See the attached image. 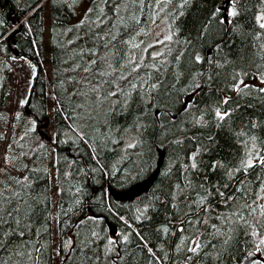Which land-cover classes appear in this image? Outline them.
I'll use <instances>...</instances> for the list:
<instances>
[{"label": "trees", "instance_id": "trees-1", "mask_svg": "<svg viewBox=\"0 0 264 264\" xmlns=\"http://www.w3.org/2000/svg\"><path fill=\"white\" fill-rule=\"evenodd\" d=\"M81 2L0 0V79L14 51L36 67L0 264H264V0Z\"/></svg>", "mask_w": 264, "mask_h": 264}, {"label": "rangeland", "instance_id": "rangeland-1", "mask_svg": "<svg viewBox=\"0 0 264 264\" xmlns=\"http://www.w3.org/2000/svg\"><path fill=\"white\" fill-rule=\"evenodd\" d=\"M91 0H82L77 6V12L79 14L78 21L81 19V11H84L88 7V3ZM77 21V22H78ZM46 38V52L43 61L44 67H49V46L52 42V27L46 22L45 27ZM169 35V25L165 21L158 22L152 25L146 37V44L158 43L164 40ZM1 54V53H0ZM2 56L0 55V58ZM10 66L8 73L7 83L0 79V177L6 179V176L11 174L21 175V172L15 171L14 165L15 159H19V155L13 154V147L15 140L19 137L26 127L33 126L32 120L25 117L23 112L24 103L26 102L29 91L32 85L33 78L35 76L36 67L24 57L11 56L7 61ZM1 78V77H0ZM256 83L257 80L254 79ZM1 89L4 91L2 92ZM23 102V103H22ZM7 118V119H6ZM16 127V130L12 129ZM16 133V134H15ZM18 136V137H17ZM53 137V133H52ZM52 154L55 156V150L51 149ZM9 163V164H8ZM51 172V178L54 179L55 169H49ZM154 174L152 178H155ZM150 179V180H151ZM52 187H54L52 183ZM54 192V190H52ZM54 195V194H53ZM56 206L55 201L52 202V216H55Z\"/></svg>", "mask_w": 264, "mask_h": 264}, {"label": "snow or ice", "instance_id": "snow-or-ice-1", "mask_svg": "<svg viewBox=\"0 0 264 264\" xmlns=\"http://www.w3.org/2000/svg\"><path fill=\"white\" fill-rule=\"evenodd\" d=\"M185 2H187V0H185ZM89 11H91V9H89ZM229 15H231V16H235V15H236V12H235V11H232V12L229 13ZM261 20H264V17H257V21H258V22H260ZM81 23H83V21H81ZM260 27H261V28H264V23H260ZM165 39H171V37H166ZM93 63H95V61H93ZM137 67H139V66H137ZM87 71H88V69H85V72H87ZM245 87H247V85H246ZM261 91H264V89H261ZM22 103H23V102H22ZM216 115H217L220 119H223L225 116L228 115V113H223V114H221L219 111H217ZM255 159L257 160V162H258L261 166H264V156H262V157H258V158H255ZM242 166H243L244 168H252V167H254V166H255V165H254V158L251 157V156H249V158L247 159L246 162H242ZM259 207H260V209H261V215L264 216V205H260ZM255 211H256V209L253 208V209H252V212H255ZM251 214H252V213H249V215H251ZM257 223L259 224V223H261V221H257ZM260 244H261V245H264V238L261 239ZM193 245H194V246L190 247V248L188 249V251L195 253V252L201 247V245H200V243L197 242V241H194V242H193ZM260 250H261L260 248H257V251H260ZM37 251H38V250H37ZM257 264H259V262H257Z\"/></svg>", "mask_w": 264, "mask_h": 264}, {"label": "water", "instance_id": "water-1", "mask_svg": "<svg viewBox=\"0 0 264 264\" xmlns=\"http://www.w3.org/2000/svg\"><path fill=\"white\" fill-rule=\"evenodd\" d=\"M231 0H226V2H224L220 8L224 11V19L226 20L227 18V9H228V5L230 3ZM14 54L17 55V51H14ZM27 111V110H26ZM28 112V111H27ZM153 181V178L150 180V182L148 183L147 186H149L151 184V182ZM114 232V231H113ZM257 259H259V256L254 253L251 252L249 253L247 256H245L243 258V260L241 261L240 264H253Z\"/></svg>", "mask_w": 264, "mask_h": 264}, {"label": "flooded vegetation", "instance_id": "flooded-vegetation-1", "mask_svg": "<svg viewBox=\"0 0 264 264\" xmlns=\"http://www.w3.org/2000/svg\"><path fill=\"white\" fill-rule=\"evenodd\" d=\"M11 32H12V31L8 32V34H6V36H7V37H9V35H11V34H12Z\"/></svg>", "mask_w": 264, "mask_h": 264}, {"label": "bare ground", "instance_id": "bare-ground-1", "mask_svg": "<svg viewBox=\"0 0 264 264\" xmlns=\"http://www.w3.org/2000/svg\"><path fill=\"white\" fill-rule=\"evenodd\" d=\"M229 6V5H228ZM109 226H111L110 224H109Z\"/></svg>", "mask_w": 264, "mask_h": 264}]
</instances>
